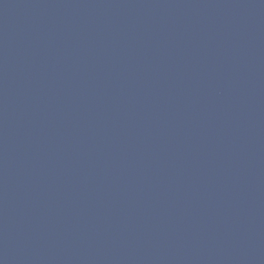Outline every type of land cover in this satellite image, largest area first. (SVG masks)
Here are the masks:
<instances>
[{
  "label": "water",
  "instance_id": "water-1",
  "mask_svg": "<svg viewBox=\"0 0 264 264\" xmlns=\"http://www.w3.org/2000/svg\"><path fill=\"white\" fill-rule=\"evenodd\" d=\"M0 264H264V0H0Z\"/></svg>",
  "mask_w": 264,
  "mask_h": 264
}]
</instances>
